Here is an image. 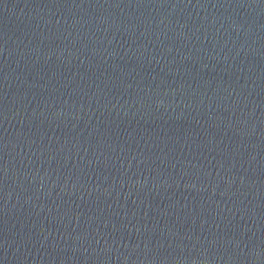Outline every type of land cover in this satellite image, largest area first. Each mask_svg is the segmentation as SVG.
Listing matches in <instances>:
<instances>
[{
	"label": "water",
	"instance_id": "1",
	"mask_svg": "<svg viewBox=\"0 0 264 264\" xmlns=\"http://www.w3.org/2000/svg\"><path fill=\"white\" fill-rule=\"evenodd\" d=\"M0 264H264V0H0Z\"/></svg>",
	"mask_w": 264,
	"mask_h": 264
}]
</instances>
